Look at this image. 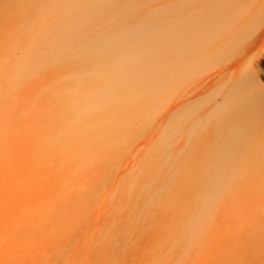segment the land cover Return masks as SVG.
<instances>
[{
	"label": "rangeland",
	"instance_id": "obj_1",
	"mask_svg": "<svg viewBox=\"0 0 264 264\" xmlns=\"http://www.w3.org/2000/svg\"><path fill=\"white\" fill-rule=\"evenodd\" d=\"M166 1L0 0L6 47V78L0 77V264H264V254L247 251L239 223L226 216L215 215L212 227H204L211 233L205 243L193 233L201 189L212 191L211 162L185 157L176 124L169 133L162 67ZM259 2L233 1L239 8L234 17L246 23L247 13L258 18L245 28L248 40L237 46L238 55L224 56L219 66L243 63L248 55L244 68L253 73H242L264 86ZM98 9L107 13L110 26L101 31L107 39L126 26L142 35L144 24L155 22L157 38L146 32L151 41L141 42L143 52L135 58L139 83L117 86L114 63L89 58L88 34L77 18ZM56 25L64 30L61 41L44 33ZM129 35L123 48L137 43ZM129 61L124 66L133 68ZM213 61L209 73L218 66ZM154 64L160 67L153 75L146 69ZM179 115L177 110L174 118ZM221 190L228 193L225 185Z\"/></svg>",
	"mask_w": 264,
	"mask_h": 264
},
{
	"label": "bare ground",
	"instance_id": "obj_2",
	"mask_svg": "<svg viewBox=\"0 0 264 264\" xmlns=\"http://www.w3.org/2000/svg\"><path fill=\"white\" fill-rule=\"evenodd\" d=\"M233 1H166L162 31L166 61L162 67L165 73L163 82L167 86L169 99V133L173 135L176 124L181 129L180 137L185 148V157L211 162L212 191L201 189L202 209L193 233H197L198 239H203L205 243L204 237L208 234L206 233L208 229L204 227L207 225L212 227L215 215L222 218L226 216L239 223L237 228L235 226L233 228H240L238 233L242 230L240 235L243 234L245 238L243 235L241 238L247 239L248 247L250 246L247 251L264 254V86L254 85L251 74L242 73L245 62H248L246 57L248 55L240 59L243 63L238 61L239 64L233 62L234 65L231 63L219 66L224 56H230L238 51L237 46L244 42L242 39L245 38V32L258 17L253 13H247L245 16L249 20L247 23L251 22L250 24L234 17L239 8L232 6ZM251 1L254 0H246L245 6ZM259 3L264 4V0H260ZM235 10H238L236 14ZM75 19V15L69 17V23ZM77 19L83 21L88 34L84 40V44L86 43L84 48L89 53V58L100 63L106 59L113 62L117 86L126 83L132 86V83H139V63L135 58L143 52L141 42L147 44L149 38L154 40L157 38L152 27L155 22L149 21L144 24L149 38L146 32L141 35L133 27L126 26L124 30L114 33L107 39L101 36L103 28L110 26L104 10H91ZM44 33L57 37L59 41L63 40V37H58L61 33L64 34L62 26L56 25L52 29L46 27ZM129 33H133L137 43L123 48L126 40L131 39ZM4 44L2 35L1 79L3 76L6 78ZM59 49L56 43L53 46L55 54H59ZM213 59L217 61L215 65L218 66L209 73ZM129 60L133 68L124 66L123 63L130 62ZM158 66L150 65L146 70L154 75ZM159 69L162 71L163 68ZM160 74L162 77V73ZM175 88L178 89L176 99ZM2 99L4 100L1 98L0 102L3 103ZM177 110L180 115L174 118ZM207 142L212 143L211 147H204ZM223 185L228 188V193H222ZM220 211L222 212L217 215ZM234 229L232 234L237 232ZM238 233L236 236H239ZM237 242L239 243L238 240ZM260 259L264 260L262 257Z\"/></svg>",
	"mask_w": 264,
	"mask_h": 264
}]
</instances>
